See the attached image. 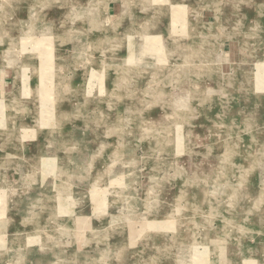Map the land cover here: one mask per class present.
Returning a JSON list of instances; mask_svg holds the SVG:
<instances>
[{"label":"rangeland","instance_id":"374dc122","mask_svg":"<svg viewBox=\"0 0 264 264\" xmlns=\"http://www.w3.org/2000/svg\"><path fill=\"white\" fill-rule=\"evenodd\" d=\"M0 264H264V0H0Z\"/></svg>","mask_w":264,"mask_h":264}]
</instances>
